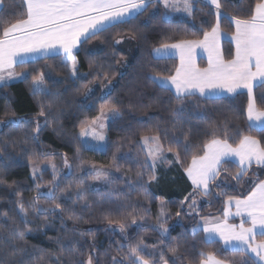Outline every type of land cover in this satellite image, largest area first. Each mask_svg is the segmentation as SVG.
<instances>
[{"label": "trees", "instance_id": "1", "mask_svg": "<svg viewBox=\"0 0 264 264\" xmlns=\"http://www.w3.org/2000/svg\"><path fill=\"white\" fill-rule=\"evenodd\" d=\"M222 3L229 16L245 18L253 0ZM24 4L25 0H3L0 26L20 17ZM214 11L195 3L190 15L177 16L167 14L160 4H150L136 17L83 42L73 53L75 74L72 61L61 55L18 66L16 71L24 73L23 78L0 86V264H86L89 256L93 264H132L133 253L149 264H162L160 254L168 264H199L200 252L215 253L227 264L248 259L226 250L220 242L206 241L197 225L200 219L221 215L229 196L247 195L250 181L264 180V168L252 167L237 182L233 176L239 166L227 162L228 173L210 185L208 195H196V205L190 210L184 202L192 191L184 169L192 152L214 138L213 133L233 144L237 132L264 140V132L249 130L248 93L178 100L156 81L174 76L178 63L155 59L153 51L202 40L216 23ZM220 27L228 35L234 32L227 18H221ZM127 38L136 51L122 71L127 55L115 42ZM223 54L226 61L234 57L228 41L223 43ZM41 74L50 95H33L32 81ZM106 81L116 84L105 98L96 94L84 99L89 86ZM253 96L256 106L264 109V87L255 88ZM41 105L44 115H40ZM104 109L116 110L119 117L110 123L108 143L101 152L85 147L78 134ZM39 123L43 125L37 132ZM154 136L160 137L165 152L169 147L170 153L180 152L179 165L161 173L157 182L142 146L144 137ZM185 138L192 144L188 154L183 143L174 142ZM66 161L69 174L63 172ZM35 163L57 166V199L40 194V187L46 184L49 189L54 178L45 171L35 182L30 168ZM86 169L110 171L113 181L105 189L94 190ZM37 197L39 206L49 208L48 212L30 207ZM20 201L28 210L27 224L18 214ZM55 204L64 211H51ZM109 220L124 223L125 228L121 231L118 223L110 225ZM161 225L167 232H162Z\"/></svg>", "mask_w": 264, "mask_h": 264}, {"label": "snow or ice", "instance_id": "2", "mask_svg": "<svg viewBox=\"0 0 264 264\" xmlns=\"http://www.w3.org/2000/svg\"><path fill=\"white\" fill-rule=\"evenodd\" d=\"M159 2L166 9L171 8L175 11L182 8L189 14L192 11L190 0H159ZM207 2L215 9L216 23L211 32L204 33L203 41H182L171 46L164 45L165 51L169 48L179 50L181 63L174 76L160 83L164 86L170 80L178 100L197 93L206 95L216 90L235 93L238 89H247L250 97L247 105L249 130L255 128L264 132V109L256 106L253 96L254 86L264 87V0H253L245 18L229 16L222 10L224 7L222 0H207ZM148 6V0H25V10L22 15L14 22L0 26V81L23 76L24 73H18L16 68L25 63L27 55L48 54L59 50H62L66 58L72 61L75 74L73 50L80 43L86 42L106 27L146 10ZM2 8L3 0H0V10ZM222 17L229 19L235 28L232 37L235 41V54L229 61L222 58L218 43ZM198 46H203L209 53V66L205 69L196 67L192 59V50ZM32 85L33 95L51 94L45 85L43 74L35 77ZM40 115H44L43 105H41ZM118 115L117 112H113L111 118L116 119ZM40 127L37 124V132L40 131ZM88 134V127L81 128V136ZM93 135L98 141L104 140L103 135L95 132ZM237 136L238 140L233 144L229 143L228 139L215 138L213 133L214 138L197 146V151L192 152L191 162L184 169L192 183V191L184 198L189 210L196 205V195L201 193L208 195L211 190L210 185L214 184L222 173H228L225 164L231 158H236L239 166V171L233 176L237 182L247 175L253 165L264 168V140L240 132H237ZM174 142L183 143L186 154L191 152L192 144L187 142V138L184 141L175 139ZM143 145L146 147V155L152 158L154 166L157 157L164 152L160 137H144ZM167 151L171 152L173 149L169 147ZM175 157L179 161V150L175 152ZM53 168H55L54 165ZM102 178L111 182L107 175L102 176L98 170L94 179ZM152 179L155 177L153 176ZM250 184L252 186L243 198L228 197L226 202L228 208L222 220H216L213 223L205 221L202 230L207 234L209 242L218 235L226 250L247 255L248 259L240 261V264H264V240L259 242L256 240L257 235L264 237V180L257 178L255 181H250ZM43 195L52 200L57 199L52 191ZM189 198H191L190 202ZM38 200V197L35 198L30 207L41 213L48 212L50 209L39 206ZM233 205L236 209L235 213L231 212ZM57 209L64 211L60 204H55L51 211ZM27 211L24 202L20 201L18 214L25 224H27ZM177 215L180 213L178 212ZM233 215L242 218L240 224L228 223V218ZM245 216L250 227H245L243 219ZM108 223L110 225L118 223L121 231L125 228V224L119 221L109 220ZM161 229L162 232H167V228L163 225ZM199 255L202 257L199 264H225L223 260L217 258L215 253L200 252ZM159 261L162 264H168L163 254H160ZM86 264H92L91 256ZM117 264H123V261ZM132 264H149V261L133 253Z\"/></svg>", "mask_w": 264, "mask_h": 264}, {"label": "rangeland", "instance_id": "3", "mask_svg": "<svg viewBox=\"0 0 264 264\" xmlns=\"http://www.w3.org/2000/svg\"><path fill=\"white\" fill-rule=\"evenodd\" d=\"M175 13L173 15H177V16H188V15H190L188 12H185L184 10L180 13H176V14ZM115 46L117 47V49L119 51L124 52L127 55V59L123 60V64L121 66V70L123 71L126 68V65L129 61V59L134 55L136 48L134 46L133 41L130 38L121 39V40L116 41ZM16 79L15 78L10 79V80L7 79L4 82H0V83H11L12 81H15ZM115 84H116L115 81H106L103 84H99V83L92 84L87 89V92L84 96V99L85 100L89 99L92 96H95L96 94L99 95V97L101 99H103L113 90ZM102 111H103V115H101ZM102 111L100 112L99 116L94 120L95 124H93V122H94L93 121L86 126L89 128V134L88 135L81 136L80 135L81 131L78 134L81 143L85 147L92 148V149H95V150L101 151V152L106 149V146L108 143V136H107L108 127H109L110 123L115 120V119H112L111 117L113 116V112H117L114 109H112V111H109V109H104ZM118 117H119V115H118ZM39 125L42 127L43 123H39ZM100 125H103V127H100ZM1 126L2 125L0 123V127ZM93 132H95L96 134H99V135H103L104 140L103 141L96 140L94 138ZM142 146H143L144 151L146 152V147L143 145V140H142ZM147 157H148V161H149V166L153 171V176L155 177V179H153L154 182H157L159 180L161 173H163V172L168 173L170 170L175 169L179 165V161L176 160L175 154L170 153V152L164 151L161 156L157 157V159L154 162V166H153L152 158L148 155H147ZM53 165L55 166V168H53ZM30 168H31V176L35 182H37L36 181L37 178L40 177L43 172L50 171L53 178H54V181L52 182V185L49 189H47L49 186L47 187L46 184L42 185L40 187V194L43 195L44 193H47L50 191L54 192V186L57 183V180H58L59 174H60V171L58 170L57 166L54 163H45V164L35 163V164H32ZM33 170H35V175H33ZM98 170L102 173V176L107 175L108 179L111 182L113 181V178H112L110 171H107L105 169H86L85 172H87V174H89V176H91L90 177L91 187L94 190L101 189V188L105 189L111 183V182L105 181L103 178L100 180L94 179V176ZM63 172L65 174H69V172H70V163H68V161L65 162V169ZM162 207L166 208L165 204ZM164 211H166V210L164 209ZM164 215H166V213ZM166 217L167 216H165L164 218H166Z\"/></svg>", "mask_w": 264, "mask_h": 264}, {"label": "crops", "instance_id": "4", "mask_svg": "<svg viewBox=\"0 0 264 264\" xmlns=\"http://www.w3.org/2000/svg\"><path fill=\"white\" fill-rule=\"evenodd\" d=\"M148 2H149V5H150V4H153V3H154V4H155V3H156V4H160V5L162 6V8L166 11V13L169 14V15H173L175 12H176V13H180V12L183 11L182 8L179 9V10H175V11L172 10L171 8L166 9V8L163 6V4L159 2V0H148ZM190 3H191V5H192V10H193V8H194V4H195V3L206 4V5H209V6H211L212 8H214V6L211 5L210 3H208L207 0H190ZM143 11H144V10L140 11L139 13L135 14L134 16H131V17H127V18H125V19L122 20L121 22L114 23L113 25H117V24H120V23L126 22V21H128V20H130V19L136 17L137 15H139L140 13H142ZM191 12H192V11H191ZM176 13H175V14H176ZM232 24H233V23H232ZM113 25H111V26H113ZM111 26L106 27V29L109 28V27H111ZM233 27H234V24H233ZM102 31H103V30H102ZM234 31H235V28H234ZM100 32H101V31H100ZM233 35H234V32H233L232 35H228L227 33L223 32V31L221 30V27H220V35H219V41H218V43H219L220 54H221V56H222V58H223L224 60H225V58H224V54H223V43H224L225 41H228V42H230V43L232 44L233 49H234V54H235V41H234V39L232 38ZM203 40H204V38H203L202 40H200V41H203ZM82 43H83V42H82ZM82 43H80V44L77 46V48L73 50V53L76 52V51L79 49V47L82 45ZM173 45H174V44H173ZM169 46H171V45H169ZM157 49H161V51H157ZM61 55H65V53H64L62 50H59L58 52H50V53H48V54H44V53L29 54V55L26 56V59H25V63H24V64L31 63V62L38 61V60H42V59H46V58L57 57V56H61ZM191 55H192V59H193L194 64H195L196 67H198V68H200V69H205V68H207V67L209 66V53H208V51L206 50V48H204L203 46L195 47V48L192 50ZM153 57H154L155 59H158V60H164V59H176V60H177V63H178V65H177V69L180 67V63H181V61H180V52H179L178 49L169 48L168 50L165 51V50H163V47H159V48H156V49L153 51ZM225 61H226V60H225ZM24 64H23V65H24ZM17 67H18V66H17ZM175 74H176V72H175ZM175 74H174V75H175ZM23 76H24V75H23ZM23 76L15 77V79H16V78H17V79H16L15 81H12L11 83H0V86H1V85H7V84L16 83V82L20 81V80L23 78ZM6 80H7V79H6ZM166 80H168V78H158V79H156V81H157V83H158L159 85H161V83H160L161 81H166ZM0 82H4V81H0ZM161 86H162V85H161ZM162 87H164V88H166V89H169V90H171L172 92H174V93L176 94L174 86H172V85L170 84V80L168 81L167 84H165V85L162 86ZM255 88H257V87L254 86L253 90H254ZM240 93H248V92H247V89H238L235 93H229V92H227L226 90H223V91H221V90H216V91L210 92L209 94H206V95H200L199 93H197L196 96H200V97L208 98V99H216V98H223V97L233 96V95L240 94ZM249 99H250V97H249ZM248 103H249V102H248ZM254 129H255V128H254ZM228 162H234L235 164H237V162H236V158H231L230 160H228ZM237 165H238V164H237ZM254 166H255V165H253V167H254ZM184 174H185V177H186V179H187L189 185L192 187L191 180H190V178L187 176V173H186L185 171H184ZM226 202H227V201H226ZM227 208H228V205H227V203H225L224 211H223V213H222L221 215H219V216H214V217L203 218V219H200V220L198 221L197 230H201V231L203 232L206 241H208V239H207V234L202 230V226H203V224L205 223V221H207V222H209V223H213V222H215L216 220H222V219L224 218V213H225V210H226ZM235 211H236V209H235V206L233 205V206L231 207V212H232V213H235ZM243 219H244V221H245V227H250L251 225H250V223L247 221V217L245 216ZM241 220H242L241 217H236V216L233 215V216H231V217L228 218V223H230V224H237V225H238V224L241 223ZM256 240H257V242H259V241H261V240H264V237H261V236L257 235ZM213 241L220 242V243L223 245V247L225 248V245L223 244V241L220 240V238H219L218 235H216L215 238H214L212 241H210V242H213ZM208 242H209V241H208ZM225 249H226V248H225ZM229 251H231V250H229ZM225 264H227V263H225Z\"/></svg>", "mask_w": 264, "mask_h": 264}]
</instances>
